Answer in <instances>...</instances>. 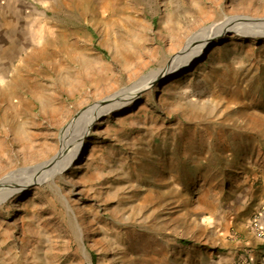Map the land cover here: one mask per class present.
<instances>
[{"label": "rangeland", "instance_id": "obj_1", "mask_svg": "<svg viewBox=\"0 0 264 264\" xmlns=\"http://www.w3.org/2000/svg\"><path fill=\"white\" fill-rule=\"evenodd\" d=\"M72 14L76 34L0 83V181L29 178L80 111L166 68L203 29L264 19V0H82ZM240 24L101 117L54 183L5 186L0 264H209L231 213L264 199V25Z\"/></svg>", "mask_w": 264, "mask_h": 264}, {"label": "crops", "instance_id": "obj_2", "mask_svg": "<svg viewBox=\"0 0 264 264\" xmlns=\"http://www.w3.org/2000/svg\"><path fill=\"white\" fill-rule=\"evenodd\" d=\"M81 1L0 0V83L7 74L16 72L41 43L76 34L72 12L80 9ZM258 208L256 212L246 208L231 213L224 248L212 251L209 264H264V199ZM254 216H258L263 236L251 225ZM234 221L236 229H232Z\"/></svg>", "mask_w": 264, "mask_h": 264}, {"label": "bare ground", "instance_id": "obj_3", "mask_svg": "<svg viewBox=\"0 0 264 264\" xmlns=\"http://www.w3.org/2000/svg\"><path fill=\"white\" fill-rule=\"evenodd\" d=\"M242 26L243 25L239 23V18L233 17L227 18L219 24L203 29L187 43L185 49L179 56L174 58L169 68L152 73L143 81L112 94L83 111L76 120L72 121L65 127L60 149L52 160L27 170L32 172L30 177L24 180H19L17 183H13V175L4 178L0 181V192H2L1 190L5 186L10 185L11 183H13V186L17 189L28 188L45 181L54 183L55 177L63 173V171L75 161V157L77 159L78 157L80 158L82 155V146L87 135H89L93 126L101 117L116 109L122 108L131 101L137 99L145 90L149 89L153 82H155L161 75H167L168 73L175 72L178 69L189 65L201 55L204 46L208 44L211 39L223 37L229 32L241 33ZM181 57H187V60L180 62ZM3 198L4 197L1 195L0 201L3 200Z\"/></svg>", "mask_w": 264, "mask_h": 264}, {"label": "water", "instance_id": "obj_4", "mask_svg": "<svg viewBox=\"0 0 264 264\" xmlns=\"http://www.w3.org/2000/svg\"><path fill=\"white\" fill-rule=\"evenodd\" d=\"M239 23H242V24H248V25H257V24L260 25V24H264V19L239 18ZM211 40H214V39H211ZM181 52H182V51H181ZM181 52H180L179 54H177L176 56H174V57L172 58V60L170 61V63L167 65V67L164 68V69L169 68L170 65H171V63H172V61H173V59H174L175 57L179 56V55L181 54ZM165 76H166V74H165V75H161L160 77H158V78L156 79V81H155L154 83H156L157 81L162 80ZM82 112H83V111H80V112L76 115V117H75L74 120H76V119L78 118V116H79ZM74 120H73V121H74Z\"/></svg>", "mask_w": 264, "mask_h": 264}, {"label": "built area", "instance_id": "obj_5", "mask_svg": "<svg viewBox=\"0 0 264 264\" xmlns=\"http://www.w3.org/2000/svg\"><path fill=\"white\" fill-rule=\"evenodd\" d=\"M255 228L257 229L260 236H263L262 231L260 230V226L258 224V216L256 217V220L254 221Z\"/></svg>", "mask_w": 264, "mask_h": 264}, {"label": "trees", "instance_id": "obj_6", "mask_svg": "<svg viewBox=\"0 0 264 264\" xmlns=\"http://www.w3.org/2000/svg\"><path fill=\"white\" fill-rule=\"evenodd\" d=\"M93 259H94V260L96 259L95 255H93Z\"/></svg>", "mask_w": 264, "mask_h": 264}]
</instances>
